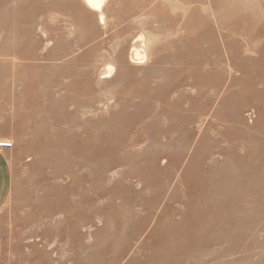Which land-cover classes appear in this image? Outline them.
Listing matches in <instances>:
<instances>
[{
    "label": "rangeland",
    "instance_id": "rangeland-1",
    "mask_svg": "<svg viewBox=\"0 0 264 264\" xmlns=\"http://www.w3.org/2000/svg\"><path fill=\"white\" fill-rule=\"evenodd\" d=\"M103 14L0 0V264H264V0ZM191 165L218 203L187 237Z\"/></svg>",
    "mask_w": 264,
    "mask_h": 264
},
{
    "label": "bare ground",
    "instance_id": "bare-ground-1",
    "mask_svg": "<svg viewBox=\"0 0 264 264\" xmlns=\"http://www.w3.org/2000/svg\"><path fill=\"white\" fill-rule=\"evenodd\" d=\"M84 2L88 8L100 13L101 16L100 20L103 22L104 21L103 8L107 0H84ZM147 57H148L147 39L142 35L136 38V40L134 41V45L132 46L130 51V59L132 63H134L135 65H139L146 62ZM112 71H113V67H108V71L107 73H105V75L111 74ZM120 87H121L120 92L127 94L128 96H140L142 94V92L140 91L141 89H137L135 87L125 88L123 85H120ZM237 164L243 172L247 170V165L244 159L238 160ZM253 166H255L253 167L255 174H257L259 171V167L256 165ZM223 174L226 173L222 172L218 175V177L222 178L221 175ZM208 177H209L208 172L205 169L203 168L200 169L199 167L191 165V169L189 173L187 172V179L185 180V184L189 187V191H192L195 188L196 189L200 188L201 190L199 192L200 198H198V200H200V203L191 202V206L195 204V207L190 208L189 214L183 213L179 222L169 223L166 226L167 228H169L168 229L169 231L174 229L183 230L188 237L192 230L197 229L203 223V218L206 214L210 213L211 206L212 205L214 206L216 203H218L216 199L211 200V194H215V193H212L213 190H211V188L203 181ZM161 186L165 188L164 184H162ZM225 189L226 188H222V190ZM155 196L156 195H154L153 197ZM225 207L227 208L228 204H226Z\"/></svg>",
    "mask_w": 264,
    "mask_h": 264
}]
</instances>
